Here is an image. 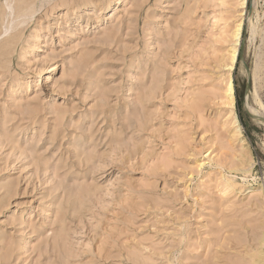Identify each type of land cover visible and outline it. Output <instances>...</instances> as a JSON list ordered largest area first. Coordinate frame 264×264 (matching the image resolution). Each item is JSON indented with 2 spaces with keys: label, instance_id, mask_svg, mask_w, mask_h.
Wrapping results in <instances>:
<instances>
[{
  "label": "rangeland",
  "instance_id": "374dc122",
  "mask_svg": "<svg viewBox=\"0 0 264 264\" xmlns=\"http://www.w3.org/2000/svg\"><path fill=\"white\" fill-rule=\"evenodd\" d=\"M25 3L0 0V264H252L264 0Z\"/></svg>",
  "mask_w": 264,
  "mask_h": 264
},
{
  "label": "bare ground",
  "instance_id": "6f19581e",
  "mask_svg": "<svg viewBox=\"0 0 264 264\" xmlns=\"http://www.w3.org/2000/svg\"><path fill=\"white\" fill-rule=\"evenodd\" d=\"M32 2L34 1V0H31ZM19 2V1H18ZM27 2V1H26ZM24 3H25V0H24ZM31 2L29 1L27 4H30ZM26 4V3H25ZM29 6H31V4L29 5ZM16 7H20V6H16ZM26 7H28V5L26 6ZM25 7V5H24V7L22 6V8H26ZM2 8V7H1ZM18 8H16L15 10H17ZM21 9V7L19 8V10ZM28 9H30V8H28ZM27 9V10H28ZM22 10V9H21ZM24 11V10H23ZM4 12V11H3ZM17 12H18V10H17ZM20 13V12H19ZM26 13V12H25ZM1 14H2V12L0 13V16H1ZM21 14H22V12H21ZM5 15V14H4ZM18 15H20V14H18ZM23 15V14H22ZM15 17H16V15H15ZM21 17V16H20ZM2 17H0V22H1V20H3L4 19V17H3V19H1ZM19 18V17H18ZM3 22V21H2ZM241 22V21H240ZM237 23V26H236V28H235V30H234V39H235V43H234V45H233V47H232V50H231V54H229V62L226 64L227 65V69H232V67H233V65H234V63H235V61H236V58H237V52H238V50H237V48H236V45H237V43H238V41H239V38H240V35H239V31H240V29H241V23ZM1 25V24H0ZM1 31V30H0ZM11 39V38H10ZM255 70H253V80H252V82L254 83V92H255V95H256V82H257V80H258V72H259V65H256L255 67ZM228 70V71H229ZM246 73H247V77H248V73L250 74V70H249V68L248 67H246ZM228 77V76H227ZM228 80H227V82L225 83L226 84V87H225V92H226V96H227V101H228V104H229V107H230V115H232V119H231V122H232V124H233V133H232V137H236L237 139H238V142H239V144H240V149H241V152H242V155H243V157H244V163H246L248 166L246 167V168H244L243 170L241 169V171H242V173L243 174H247V173H250V170H251V166H252V163H251V157L249 156V148H248V143H247V141H246V139H245V137H244V135H243V133H242V130H241V126H240V124H239V122H238V120H237V118H236V116L234 115V112H233V85H232V82H231V79L230 78H227ZM253 85V84H252ZM253 93V92H252ZM254 94V93H253ZM244 102L246 103L245 104V106L247 105V95H245L244 94ZM226 101V102H227ZM262 107V106H261ZM263 108H264V106H263ZM248 110V109H247ZM263 111H264V109H263ZM251 113V112H250ZM252 114V113H251ZM253 115V114H252ZM254 116V115H253ZM261 117H262V119H264V114H262L261 113ZM264 121V120H263ZM244 163H242V165H243V167H244ZM246 189V188H245ZM263 229V230H262ZM261 230V236H259V238H258V250L257 251H254V253H252V254H254L255 255V257H254V260H253V258H252V264H264V228H262ZM259 235V234H258Z\"/></svg>",
  "mask_w": 264,
  "mask_h": 264
},
{
  "label": "water",
  "instance_id": "95a60500",
  "mask_svg": "<svg viewBox=\"0 0 264 264\" xmlns=\"http://www.w3.org/2000/svg\"><path fill=\"white\" fill-rule=\"evenodd\" d=\"M250 11H251V5H250L249 8H248V12H249V14H250ZM243 46H244V41H243V39H242V41H241V43H240L239 53H238V57H239L240 59L242 58ZM251 87H252L251 75L248 73V77H247L246 85H245V95H249V94H250ZM243 104H244V108H245L246 114H247V116L249 117V119L255 121V118L253 117V115H252V114L246 109V107H245V104H246V103L243 102Z\"/></svg>",
  "mask_w": 264,
  "mask_h": 264
}]
</instances>
